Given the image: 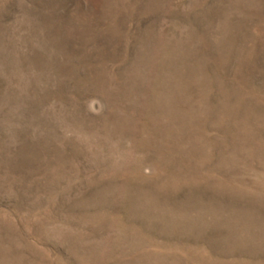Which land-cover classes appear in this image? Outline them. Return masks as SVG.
<instances>
[{"label":"rangeland","instance_id":"374dc122","mask_svg":"<svg viewBox=\"0 0 264 264\" xmlns=\"http://www.w3.org/2000/svg\"><path fill=\"white\" fill-rule=\"evenodd\" d=\"M0 264H264V0H0Z\"/></svg>","mask_w":264,"mask_h":264}]
</instances>
